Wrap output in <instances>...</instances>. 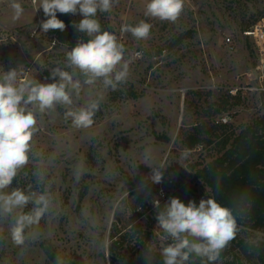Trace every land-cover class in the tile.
I'll return each instance as SVG.
<instances>
[{
    "label": "rangeland",
    "instance_id": "rangeland-1",
    "mask_svg": "<svg viewBox=\"0 0 264 264\" xmlns=\"http://www.w3.org/2000/svg\"><path fill=\"white\" fill-rule=\"evenodd\" d=\"M19 2L24 13L13 20L10 0H0V74L17 68L21 80L54 82L51 68L65 66L66 53L78 39H90L74 27L83 17L77 13L65 23L69 38L62 42L61 30L41 31L40 23L47 17L42 8L37 9L39 0ZM146 3L118 0L111 12L98 13L104 28L125 46L130 63L126 82L115 90L102 85L91 90L92 98H100L93 124L74 127L65 120L66 109L61 106L38 117L32 150L43 159L52 182L57 215L46 216L30 229L37 237L23 247L13 244L9 221L0 223V264H54L45 245H51L67 264L122 263L144 256L146 246L153 248L154 261L160 263L163 258L156 239L160 229L152 203L156 183L150 178L152 169L142 162L147 158L153 168L163 166L162 178H173L174 192L189 185L184 204L194 201L198 206L213 194L195 177V166L219 156L221 139L264 114L262 94L250 89L258 84L257 46L245 34L264 18V0H184V10L175 22L145 16ZM142 20L152 25L147 40L121 31L123 25L135 26ZM179 36L182 41L172 46ZM54 38L57 46H52ZM234 87L242 88L240 97L227 98ZM88 99L85 88L80 97H74L73 107ZM221 104L225 108L218 112ZM222 116L228 117V123L218 127ZM196 124L217 127L202 135L211 142L189 149L184 139ZM185 150L189 154L182 158ZM35 167L30 159L12 187L37 190ZM254 237L262 238L264 233ZM236 261L264 264L242 255Z\"/></svg>",
    "mask_w": 264,
    "mask_h": 264
},
{
    "label": "clouds",
    "instance_id": "clouds-1",
    "mask_svg": "<svg viewBox=\"0 0 264 264\" xmlns=\"http://www.w3.org/2000/svg\"><path fill=\"white\" fill-rule=\"evenodd\" d=\"M117 3L118 0H39L37 9L42 8L47 17L40 23L42 32L65 30L66 25L57 18V12L79 13L83 18L74 27L90 39L87 42L78 39L66 53L65 66L51 68L54 82L41 83L33 78L21 80L17 68L0 74V223L9 221L11 240L18 247L37 237L29 230L38 226L43 218L57 215L52 182L43 167V159L32 150L33 138L39 131L38 117L61 106L66 109L65 120H70L76 128H87L93 124L100 106V98H92L91 90L97 85L115 90L127 80L130 60L125 58V46L116 35L102 30L96 19L98 12H111ZM9 7L13 20L24 13L19 0H10ZM183 10L184 0H147L144 14L175 22ZM151 27L142 20L135 26L123 25L121 31L131 33L137 40H147ZM85 88L89 89L88 101L73 107L74 97H80ZM188 154L185 150L182 158H187ZM30 159L36 162L33 176L37 190L26 192L19 187L13 188L14 180ZM142 163L152 169V182L160 183L163 166L153 168L147 158ZM48 164L50 166L52 160ZM79 176L78 172L77 180ZM153 203L160 229L156 239L160 242L163 264H196L197 260L200 264H216L222 251L235 238L239 230L238 212L242 213L244 208L242 196L234 199L231 207L220 204L214 197L201 199L198 206L194 201L185 205L175 197L163 207L159 200ZM155 253L153 248L146 246V264H153ZM54 264H67V261L57 255Z\"/></svg>",
    "mask_w": 264,
    "mask_h": 264
},
{
    "label": "trees",
    "instance_id": "trees-1",
    "mask_svg": "<svg viewBox=\"0 0 264 264\" xmlns=\"http://www.w3.org/2000/svg\"><path fill=\"white\" fill-rule=\"evenodd\" d=\"M98 13L96 19L102 30H106L105 25L98 19ZM75 15L57 12V18L62 19L64 23L71 21ZM256 21L254 20L250 25H254ZM59 34L61 41L67 42L69 36L65 34V30L60 31ZM182 39L183 36L176 38L172 46L181 42ZM238 95L229 94L227 98H239ZM262 97L264 98L263 95ZM224 108L225 105L221 104L217 111L220 112ZM223 126L226 125L221 123L218 125V127ZM215 127L217 126L207 128L205 124H196L194 132L184 139L186 147L192 149L202 145L203 141L211 142L202 135ZM220 146L222 150L219 156L201 167L195 166V177L209 186L213 197L220 204L231 207L234 199L242 196L244 208L242 213L238 212L239 230L235 238L222 251L220 260L216 264H236V258L239 255L250 262H264V237H254L256 233H264V114L243 126L237 134L226 135L220 140ZM188 187L189 185H185L178 188L171 198H179L186 203L189 197ZM140 197L144 198V196ZM165 203V201L162 202L161 207ZM243 233L251 234L252 237L247 238L243 236ZM116 244L117 242L114 241L113 247ZM44 247L49 259L54 262L57 256L56 251L51 245ZM230 256H232L231 259H229ZM114 264H146V261L143 255H138L122 263L114 262ZM153 264L157 263L153 261ZM158 264H163V261ZM196 264H200V261L197 260Z\"/></svg>",
    "mask_w": 264,
    "mask_h": 264
},
{
    "label": "built area",
    "instance_id": "built-area-1",
    "mask_svg": "<svg viewBox=\"0 0 264 264\" xmlns=\"http://www.w3.org/2000/svg\"><path fill=\"white\" fill-rule=\"evenodd\" d=\"M245 34L249 37H252L256 46H257V51H258V64L256 67L257 71V82L258 84L251 86V90H255L262 94L264 96V18H262L261 21L256 23L254 27L248 29L245 31ZM53 41L56 43L54 44ZM52 41V46H57L58 42L57 39L54 38ZM228 41H231V39H228ZM240 87H234L230 89L229 93L236 96L241 92ZM222 124H227L228 123V117L227 116H222ZM174 181L173 178L166 177L162 178V181L160 183H156L155 185V196L152 200V203L154 200H159L160 204L166 200H169L174 193L173 191V185ZM172 188V190H170ZM154 206V203H153ZM155 207V206H154Z\"/></svg>",
    "mask_w": 264,
    "mask_h": 264
}]
</instances>
